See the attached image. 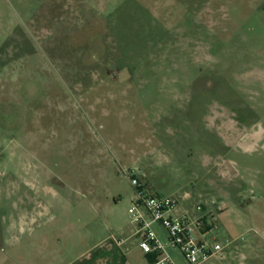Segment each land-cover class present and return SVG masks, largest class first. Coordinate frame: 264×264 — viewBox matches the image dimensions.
I'll list each match as a JSON object with an SVG mask.
<instances>
[{"label":"rangeland","instance_id":"rangeland-1","mask_svg":"<svg viewBox=\"0 0 264 264\" xmlns=\"http://www.w3.org/2000/svg\"><path fill=\"white\" fill-rule=\"evenodd\" d=\"M131 171L264 264V0H0V264L126 226Z\"/></svg>","mask_w":264,"mask_h":264},{"label":"built area","instance_id":"built-area-1","mask_svg":"<svg viewBox=\"0 0 264 264\" xmlns=\"http://www.w3.org/2000/svg\"><path fill=\"white\" fill-rule=\"evenodd\" d=\"M135 193L127 211L128 217L136 225L138 246L146 255L154 257L151 264H177L167 249H174L185 264H205L221 256L223 247L206 240L203 217H191L188 214L176 215L177 199L169 196L148 194L138 186L135 172L127 174ZM198 211L202 210L197 206ZM153 225H158L166 240L162 241Z\"/></svg>","mask_w":264,"mask_h":264},{"label":"crops","instance_id":"crops-1","mask_svg":"<svg viewBox=\"0 0 264 264\" xmlns=\"http://www.w3.org/2000/svg\"><path fill=\"white\" fill-rule=\"evenodd\" d=\"M125 214L128 220L127 227L115 222L110 228L109 234L80 251L65 264H151L154 257L141 251L138 246L139 238L136 235V225L130 221L127 211ZM157 227V225H153L158 237L165 241L166 237L163 230L161 229V233L158 231L160 227ZM167 250L177 264H185L176 250L170 248ZM218 259L220 257L205 264H212L213 260Z\"/></svg>","mask_w":264,"mask_h":264}]
</instances>
